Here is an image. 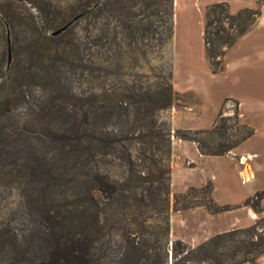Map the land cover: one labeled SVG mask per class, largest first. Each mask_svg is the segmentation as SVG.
<instances>
[{
  "label": "trees",
  "instance_id": "trees-1",
  "mask_svg": "<svg viewBox=\"0 0 264 264\" xmlns=\"http://www.w3.org/2000/svg\"><path fill=\"white\" fill-rule=\"evenodd\" d=\"M25 3L39 11L41 26ZM0 12L11 32L32 23L37 34L24 44L4 39L12 62L0 66V197L16 193L17 201L12 218L0 222V264H258L264 193L245 203L262 216L251 227L197 246L171 238L172 210L231 209L214 202L211 187L173 201L165 113L180 100L173 84L176 0H15ZM260 14H232L225 2L208 6L205 42L216 70ZM142 59L150 76L133 73ZM19 104L30 109L23 126ZM221 121L212 131L175 136L203 154L223 155L246 136L203 143L200 136L225 128Z\"/></svg>",
  "mask_w": 264,
  "mask_h": 264
},
{
  "label": "crops",
  "instance_id": "crops-1",
  "mask_svg": "<svg viewBox=\"0 0 264 264\" xmlns=\"http://www.w3.org/2000/svg\"><path fill=\"white\" fill-rule=\"evenodd\" d=\"M221 2L235 9L232 14L243 9L260 10L261 14L251 30L226 49L219 71L207 57L205 27L194 37L190 24L179 17L176 0L173 84L179 95L192 99L173 107L172 132L212 131L224 118L235 120L246 136L226 154L207 155L197 143L173 135V196L191 188L211 187L214 202L231 207L223 212H212L206 206L173 212L171 238L190 246L251 227L261 217L245 203L264 193V0H213L207 8ZM205 5L201 4L200 11ZM261 207L264 209V197ZM258 264H264V255Z\"/></svg>",
  "mask_w": 264,
  "mask_h": 264
},
{
  "label": "rangeland",
  "instance_id": "rangeland-1",
  "mask_svg": "<svg viewBox=\"0 0 264 264\" xmlns=\"http://www.w3.org/2000/svg\"><path fill=\"white\" fill-rule=\"evenodd\" d=\"M10 1H15V0H0V4L8 3ZM178 1L179 3L177 4L179 5L178 12H180L179 13L180 19L182 20L184 18L186 20V23L188 22L190 24V32L194 34V37L199 36L202 30V27L203 26L205 27L206 25L207 4L208 3L211 4L213 0H177V2ZM225 1L229 2V0H225ZM231 1L234 3L243 2V0H231ZM201 4L202 5L206 4L205 7L202 9V11H200ZM24 5L27 8V13L32 15L33 24L35 22L37 26H41L42 21L40 18L39 11L36 8L32 7L31 4L25 3ZM229 7L231 8V6ZM230 11L231 13H233L235 9L231 8ZM33 24L31 23L30 26L26 24V26L16 27L11 32L9 27H7L6 24L4 23L3 18H0V66L1 68H4L6 63L10 65L12 62V54H10L11 60H10V56L8 58L7 55L3 54L4 39L6 35L9 36L12 40L15 39L16 41L20 42V44H24L25 42H27L29 37H32V36L36 37L37 35L36 32L32 31L33 29L36 30ZM172 48H174V38H173ZM150 59L152 60L151 64L155 66L157 62L153 60L154 57L153 59L152 58ZM149 69H150V66L147 64V61L145 59H142L141 64L139 66H135L133 73L134 74L139 73V74H143L144 76H150L151 72ZM179 99L180 100L176 103L175 106L183 105L184 103L190 101L192 98L188 96L179 95ZM172 111H173V108L165 113L166 116L170 117L171 119H172ZM15 114L17 118L20 121H22L20 125L23 126L24 125L23 122H25L30 116V109L25 104H22V105L19 104V106H17L15 109ZM223 124L224 122L220 123V125H223ZM244 132H245L244 128L241 125H238L235 120H229L226 122V126L224 129L218 130L207 136L202 135L199 138L203 143L210 144L211 146L218 145L221 142H225V144L228 145V144H232L238 141L240 137L244 135ZM173 135H175V133H173ZM172 161H173V158L171 156V160H170L171 166H172ZM113 171L116 172L119 178L121 177L120 167L113 168ZM27 174H28V170L26 171L25 175ZM201 197L203 199V196ZM16 201H17L16 193L11 198H8V196H6L5 198L3 196L0 197V222L7 221L8 219L12 218V214L10 213V208H13L11 206H14V203ZM173 201H174V196H173ZM173 212H178V211L172 210L170 215ZM260 218H262V216Z\"/></svg>",
  "mask_w": 264,
  "mask_h": 264
},
{
  "label": "water",
  "instance_id": "water-1",
  "mask_svg": "<svg viewBox=\"0 0 264 264\" xmlns=\"http://www.w3.org/2000/svg\"><path fill=\"white\" fill-rule=\"evenodd\" d=\"M71 24H67L66 26H64L63 28L59 29L58 31H56L54 33V35H59L61 34L62 32H64L65 30H67L69 27H70ZM10 60H11V55H10Z\"/></svg>",
  "mask_w": 264,
  "mask_h": 264
}]
</instances>
